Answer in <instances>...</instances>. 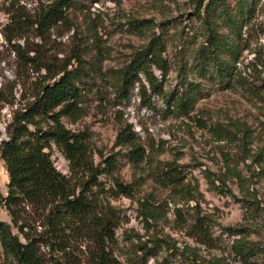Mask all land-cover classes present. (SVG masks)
I'll use <instances>...</instances> for the list:
<instances>
[{
	"label": "rangeland",
	"instance_id": "rangeland-1",
	"mask_svg": "<svg viewBox=\"0 0 264 264\" xmlns=\"http://www.w3.org/2000/svg\"><path fill=\"white\" fill-rule=\"evenodd\" d=\"M50 1L0 0V142L7 137V125L13 113L31 102L40 86L49 82L50 75L64 66L71 68L81 63L88 82L82 110L79 116H64L62 121L67 128L83 134L94 161L102 167L103 158L116 155L112 173L100 176L108 190L105 196L118 213L112 245L116 258L128 264L138 243L152 246L159 240L156 257L149 258L147 264H185L172 247L164 246L160 241L163 239L169 245L175 243L178 253L194 250L206 258L220 256L230 264H244L231 251L235 237L223 228L249 225L247 238L264 245V222L261 217L248 222L245 219L249 215L238 201L244 189L226 163L237 165L264 206V97L238 85L225 87L213 67L203 68L199 51L204 30L193 16L190 0H71L66 22L54 25L42 37H36L34 29L29 28L24 29L23 38L10 40L5 32L11 26L10 10L31 16ZM134 18L151 20V28L134 33L127 23ZM253 22L257 27L250 36V47L264 43V0ZM153 34L162 36L169 61L164 95L151 94L150 105H146L135 87L127 100L117 99L110 87V70L129 62ZM16 43L24 44L32 63L26 64L14 52ZM249 56L244 50L242 57ZM155 73L158 75L159 71ZM178 95L191 98L194 104L178 105ZM125 122L132 124L146 147L147 157L138 167L129 162L127 149L116 141ZM238 126L248 128L246 137L242 138ZM222 128L235 135L221 139L218 132ZM56 150L53 144L51 154ZM166 162L181 165L186 176L183 184L193 192L194 199H189L179 185L164 187L158 182L157 174ZM204 170L221 177L226 189L212 188ZM114 178L133 187L132 197L116 193ZM8 181L0 158L2 196H7ZM143 199L158 212V219L148 228L139 211V201ZM13 210L11 216L1 204L0 220L11 223L14 217L18 224L26 226L24 230L30 236L38 239L43 230L41 210L20 201ZM196 214L211 218L212 240L208 243L191 236L189 224ZM92 247L86 240L75 241L70 248L73 264H87ZM38 250L46 260L58 258L62 264L72 262L61 259L63 254L43 242L38 244ZM248 264H264V257L256 256Z\"/></svg>",
	"mask_w": 264,
	"mask_h": 264
},
{
	"label": "trees",
	"instance_id": "trees-1",
	"mask_svg": "<svg viewBox=\"0 0 264 264\" xmlns=\"http://www.w3.org/2000/svg\"><path fill=\"white\" fill-rule=\"evenodd\" d=\"M190 4L193 6V16L200 21L204 30V41L199 51L203 68L213 67L214 74L225 87L238 85L264 97V43L249 46L250 36L257 27L253 20L263 0H190ZM70 6L71 0H52L40 6L31 16L17 9L10 10L11 26L6 27L5 32L12 40L11 37L23 38L24 29L32 28L36 37H42L54 25L67 21ZM127 23L134 33H144L152 26L151 20L142 18H134ZM13 50L25 59L26 64L33 62L24 44H13ZM244 50L251 55L249 58L242 57ZM165 51L162 36L153 34L146 46L129 62L110 70V87L115 97L127 100L135 87H138V94L146 105H150L151 94L163 96L164 81L169 71ZM43 67L50 72L49 66L44 64ZM155 70L159 71L158 75ZM85 74L81 63L76 67L60 68L49 76V82L40 86L31 102L13 113L7 125V137L0 142V158L9 181L7 196L0 194V205H5L11 216L13 207L19 201L40 209L43 230L35 239L24 230L26 226L18 224L14 217L11 223L0 220V264H62L58 258L46 260L39 253L40 242L63 254L61 259L70 263V248L81 239L93 246L89 249L87 264H122L112 248L116 239L118 213L107 200L105 195L108 190L100 179L101 175L112 173L117 163L116 155L103 158L102 167L101 163L94 161L89 142L83 134L67 128L62 121L64 116L75 118L81 113L84 89L88 83ZM187 100L191 98L176 96L178 105L194 104V100ZM238 128L242 131V138L246 137L248 128ZM218 135L221 139H230L235 133L222 128ZM116 141L127 149V158L134 167L146 159V147L131 123L123 124ZM52 144L68 161V175L54 168ZM226 165L244 189V195L238 201L249 215L245 219L248 222L261 217L264 222V206H261L254 190L237 170V165H230L228 161ZM203 173L212 188L226 189L221 177L208 170ZM185 177L181 165L176 162H166L157 174L162 186L179 185L192 200L193 192L183 184ZM113 184L117 194L132 197L134 190L131 185L117 178L113 179ZM139 211L147 228L153 220L158 219V212L147 199L139 201ZM189 225L191 236L203 243L212 240L209 215L196 214ZM223 229L235 237L230 248L242 263L248 264L259 255L264 257V245L247 238L249 225L238 224ZM160 241L166 248L172 247L185 264H230L223 257L206 258L194 250L178 253L175 243L169 245L163 239ZM158 242L154 241L152 246L138 243L128 264H147L149 258L156 257L155 249L160 246Z\"/></svg>",
	"mask_w": 264,
	"mask_h": 264
},
{
	"label": "built area",
	"instance_id": "built-area-1",
	"mask_svg": "<svg viewBox=\"0 0 264 264\" xmlns=\"http://www.w3.org/2000/svg\"><path fill=\"white\" fill-rule=\"evenodd\" d=\"M53 145V144H52ZM51 160L54 168L63 175L69 174L68 161L65 159L63 154L56 150L51 154Z\"/></svg>",
	"mask_w": 264,
	"mask_h": 264
}]
</instances>
